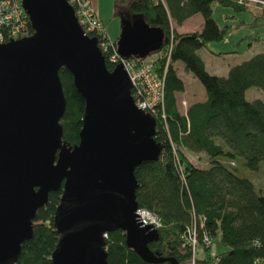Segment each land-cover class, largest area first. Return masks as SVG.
<instances>
[{"label":"water","instance_id":"water-1","mask_svg":"<svg viewBox=\"0 0 264 264\" xmlns=\"http://www.w3.org/2000/svg\"><path fill=\"white\" fill-rule=\"evenodd\" d=\"M22 3L34 33L0 43V264H16L38 210L60 189L51 264H109L105 233L118 229L145 261L165 260L149 247L158 231L136 214L135 169L163 152L156 117L136 105L124 63L108 69L67 0ZM163 42L164 32L142 19L128 21L117 40L125 59L144 58ZM62 68L85 100L75 145L64 140Z\"/></svg>","mask_w":264,"mask_h":264},{"label":"trees","instance_id":"trees-1","mask_svg":"<svg viewBox=\"0 0 264 264\" xmlns=\"http://www.w3.org/2000/svg\"><path fill=\"white\" fill-rule=\"evenodd\" d=\"M216 3L235 12L249 10L247 3L239 0H129L133 12L141 13L144 22L164 32V42L155 57L165 79L164 107L157 118L155 134L163 152L158 161L140 164L135 176L139 182L138 206L154 211L163 221L158 239L149 247L166 259L145 261L127 246L125 232L118 229L109 232L106 239L109 264L188 261L192 250L184 245L183 236L194 224L199 246L206 253L199 260L198 246V264L213 261L202 244L205 233L223 247L217 252V264H254L257 259L264 260V195L252 179L241 176L235 168L238 159L252 171L264 164V98H247L248 90L254 87L264 93V52L231 66L224 76L207 70L200 51L212 42L225 40L235 28L218 23L214 16ZM196 14L204 20L201 31L180 33L173 26ZM29 29L34 33L32 26ZM104 31L107 32L105 28ZM112 40L118 51V39ZM105 57L112 70L110 54ZM128 59L139 62L144 58ZM177 61L201 82L207 94L204 102L190 105L186 114L177 106L176 93L185 90V83L174 68ZM60 78L67 100L62 118L64 140L75 145L80 140L85 100L67 68L60 70ZM185 150L206 153L208 165L193 164ZM61 195L62 189L51 192L48 203L38 210L34 235L23 243L16 264H51L59 238L54 215ZM200 216L205 219L203 226Z\"/></svg>","mask_w":264,"mask_h":264},{"label":"built area","instance_id":"built-area-1","mask_svg":"<svg viewBox=\"0 0 264 264\" xmlns=\"http://www.w3.org/2000/svg\"><path fill=\"white\" fill-rule=\"evenodd\" d=\"M74 8L78 21L88 36L98 39L99 47L104 54H110L109 61L114 67L120 62L124 63L128 70L133 87L132 96L136 105L158 118L165 100V79L159 72V64L155 57L148 56L141 61L123 58L118 51L114 49L112 38L104 31L102 20L98 11L93 6L91 0H67ZM254 1L264 6V0H239L249 5ZM29 26L30 18L23 7L22 0H0V43H7L26 36H30ZM111 49L114 51L111 53ZM169 62V61H168ZM137 220L141 226H150L153 230H159L163 227L161 217L154 211L138 207L136 210ZM204 217L200 216L201 226L204 225ZM184 245L192 250V257L188 260L189 264H198L196 260L197 249L200 240L197 234L196 225L194 224L183 236ZM108 238V233H105ZM202 244L207 248V253L212 258V264L219 262L217 250L214 249V239L208 234H204ZM254 264H264V260L257 259Z\"/></svg>","mask_w":264,"mask_h":264},{"label":"rangeland","instance_id":"rangeland-1","mask_svg":"<svg viewBox=\"0 0 264 264\" xmlns=\"http://www.w3.org/2000/svg\"><path fill=\"white\" fill-rule=\"evenodd\" d=\"M93 6L98 11V14L102 20V25L107 30L108 34L113 39H118L122 36L126 23L137 22L142 19L141 13L133 12L129 7V0H91ZM249 10L242 12H235L231 7H224L219 4H215V18L222 25L230 24L236 26L232 34L230 33L225 40L220 42H212L210 50L216 52H231L212 58L208 50H201L200 54L206 62V68L211 74L224 76L227 74L229 66L247 60L257 53L264 52V6L251 1L249 2ZM230 16V17H229ZM232 16V17H231ZM245 22V23H243ZM177 31H191L198 30L199 20L193 18L185 23L184 26H176L173 24ZM155 54V53H153ZM182 74V72H180ZM190 75V74H189ZM185 80L188 83V95L199 97L204 89L201 82L193 76H185ZM257 88H252L247 93L249 100H255L257 98H264V93H258ZM188 157L193 161H197L201 165L206 164L208 156L202 152L201 155L198 152L188 151ZM188 158V159H189ZM236 169L241 176L252 179L256 186L263 192L264 195V164L258 171H252L247 169L242 159H238ZM215 247L218 252L223 250V247L217 241L214 240ZM202 252V246H199V253Z\"/></svg>","mask_w":264,"mask_h":264},{"label":"crops","instance_id":"crops-1","mask_svg":"<svg viewBox=\"0 0 264 264\" xmlns=\"http://www.w3.org/2000/svg\"><path fill=\"white\" fill-rule=\"evenodd\" d=\"M214 16H215V8H214ZM193 18H198V20H199V28H198V30H191V31H178V32H180V33H187V32H195V31H201L202 30V28H203V22H204V20H203V17H202V15L201 14H196V15H194V16H192V17H190V18H188L183 24H181V25H176V26H180V27H182V26H184L185 25V23L186 22H188L189 20H191V19H193ZM217 20V19H216ZM218 21V20H217ZM219 23V22H218ZM243 23H245V22H243ZM220 24V23H219ZM220 25H222V24H220ZM225 25H230V24H225ZM233 26V25H232ZM233 27H236V26H233ZM105 28V27H104ZM235 29V28H234ZM233 32V31H232ZM232 32H231V34H232ZM113 39V38H112ZM211 46V44H209V47ZM209 47L207 48V49H203V50H208V52H209V54H210V56L212 57V58H216L218 55L219 56H221L222 54H216V53H225V57H226V54H228V53H231V52H222V51H220V52H216V51H212V50H210L209 49ZM211 48V47H210ZM156 52L157 51H153V52H150L146 57H148V56H152V57H156ZM153 53H155V54H153ZM146 57H144V58H146ZM135 60V59H134ZM203 60H204V58H203ZM204 62H205V60H204ZM238 63H240V62H238ZM238 63H236V64H238ZM205 65H206V62H205ZM233 65H235V64H233ZM232 65V66H233ZM230 67L231 66H229V68H228V70H227V73H228V71H229V69H230ZM174 68L176 69V71H177V73H178V75H179V77L184 81V83H185V90L184 91H182V92H177L176 93V98H177V106H178V108H179V111L182 113V114H186L187 113V111H188V108L190 107V105H192L193 103H196V102H204L206 99H207V94H206V91H205V89H203L202 88V92H201V95L198 97H196L195 96V94H193V95H188V83H187V80H185V76H193V74H191L190 72H187L186 70H185V68H184V65H183V63L182 62H180V61H177V62H175L174 63ZM180 72H182V74L180 73ZM190 74V75H189ZM227 75V74H226ZM194 77V76H193ZM251 90V89H250ZM249 91V90H248ZM261 91H258V93H260ZM248 93V92H247ZM261 94V93H260ZM188 153V151L187 150H185V154L187 155V157H188V155L189 154H187ZM201 153L202 152H200V153H198V154H200L201 155ZM189 158V157H188ZM189 160L193 163V164H195V165H197V166H199V167H205V166H207L208 165V162H209V158H208V160H207V162H206V164H204V165H201L200 163H198L197 161H193L192 159H190L189 158ZM218 252V251H217ZM206 255V253H205V251L202 249V252L201 253H199L198 254V257H199V260H201L204 256ZM179 264H189L188 263V261H185V262H182V263H179ZM199 264H201V261L199 262Z\"/></svg>","mask_w":264,"mask_h":264}]
</instances>
